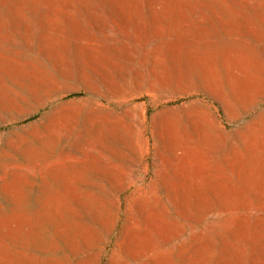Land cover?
<instances>
[{
  "label": "rangeland",
  "instance_id": "374dc122",
  "mask_svg": "<svg viewBox=\"0 0 264 264\" xmlns=\"http://www.w3.org/2000/svg\"><path fill=\"white\" fill-rule=\"evenodd\" d=\"M0 264H264V0H0Z\"/></svg>",
  "mask_w": 264,
  "mask_h": 264
}]
</instances>
